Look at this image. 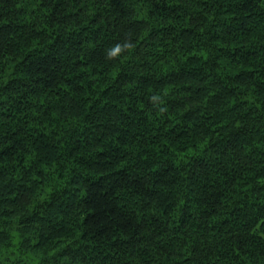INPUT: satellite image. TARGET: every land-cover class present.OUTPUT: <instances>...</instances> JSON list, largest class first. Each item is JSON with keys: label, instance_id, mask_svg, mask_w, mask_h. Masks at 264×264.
<instances>
[{"label": "trees", "instance_id": "16d2710c", "mask_svg": "<svg viewBox=\"0 0 264 264\" xmlns=\"http://www.w3.org/2000/svg\"><path fill=\"white\" fill-rule=\"evenodd\" d=\"M0 264H264V0H0Z\"/></svg>", "mask_w": 264, "mask_h": 264}, {"label": "clouds", "instance_id": "9594fccd", "mask_svg": "<svg viewBox=\"0 0 264 264\" xmlns=\"http://www.w3.org/2000/svg\"><path fill=\"white\" fill-rule=\"evenodd\" d=\"M127 46H128V45H125V47H127ZM120 49H121V46H120V45H116L115 48H113V49L111 50L110 55H113V54L119 52Z\"/></svg>", "mask_w": 264, "mask_h": 264}]
</instances>
